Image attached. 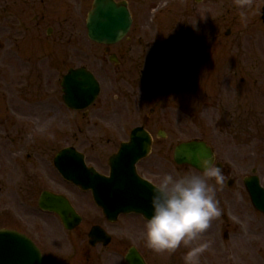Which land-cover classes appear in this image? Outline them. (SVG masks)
Returning a JSON list of instances; mask_svg holds the SVG:
<instances>
[{"label": "rangeland", "instance_id": "rangeland-1", "mask_svg": "<svg viewBox=\"0 0 264 264\" xmlns=\"http://www.w3.org/2000/svg\"><path fill=\"white\" fill-rule=\"evenodd\" d=\"M42 1L0 0V209L13 210L12 225L42 242L56 240L63 228L36 207L41 191L62 192L81 211L89 208L84 204L89 193L60 177L53 156L67 145L109 154L108 136L120 137L123 128L142 122V116L134 113L151 108L156 109L160 128L171 135L154 151L155 155L160 152L161 176L173 167L172 152L161 151L163 145L206 140L219 159L224 157V163L232 166L236 178L232 187L226 180L217 188L216 198L223 197L226 203L220 200L219 208H230L233 216L238 211L252 214L243 177L257 168L264 186V0H128L134 16L131 33L143 34L146 50L144 72L139 68L125 74L114 71L105 47L88 37L86 18L93 0ZM41 9L48 16L44 23L34 16ZM57 18L63 24L55 23ZM82 65L93 70L102 85L87 115L66 107L61 90L63 73ZM131 80L153 83L135 89ZM103 105L113 115L109 117ZM150 123L151 127L156 124ZM174 171V175L201 173L179 165ZM221 215L195 243L208 242V252L213 243L223 247V259L210 256L207 264L217 259L234 263V255L243 264L255 251L248 248L244 228L232 227L225 239L221 225L216 224ZM135 223L139 227H128V232L114 229L112 264L120 260L119 253L126 264L122 259L126 247L117 246L125 235L126 243L141 246L150 264H184L187 247L156 252L144 239L145 223ZM262 230V248L256 249L264 256ZM233 243L240 245L238 255L228 248ZM200 264H205L202 256Z\"/></svg>", "mask_w": 264, "mask_h": 264}, {"label": "flooded vegetation", "instance_id": "flooded-vegetation-1", "mask_svg": "<svg viewBox=\"0 0 264 264\" xmlns=\"http://www.w3.org/2000/svg\"><path fill=\"white\" fill-rule=\"evenodd\" d=\"M42 2H45V1L43 0ZM41 5H43V3ZM44 7L45 6H42V8ZM4 11L8 12L7 8H4ZM43 12L44 10L41 9L40 13H36L34 15L35 20L39 23H44L46 20H48L47 14ZM9 13H11V11ZM24 13L27 14L26 10L24 11ZM57 19L58 20H55V23L63 24L62 19L61 20H59V18ZM132 29H133V25L128 35L122 41L116 44H113L111 46H105L104 51L105 52L108 51L106 55L108 57L109 65H111V67L117 73L120 72V73L125 74L128 72H134L135 70L139 68L141 69L144 66L143 59H144V51L146 50V47L144 48V44L142 43L143 34L139 32L131 33ZM157 39L158 38H156V40ZM112 47L113 49H115V51H112ZM128 53H134V54L131 55L130 58H126L125 55ZM112 57H114V59H112ZM143 72L144 70L141 69V73ZM139 78L141 79V77ZM131 81H132L131 88H135V89L142 88L144 84L149 85L148 83H153V81L151 80H147V81L146 80H142V81L131 80ZM102 108L103 110H105L104 105L102 106ZM106 110H109L107 112V115L109 117L113 115L114 112L112 111V109H109V107L106 106ZM127 110H129L128 107H127ZM134 115H136L137 117L138 116L140 117L141 115L142 122L130 128L129 126H126L125 128H123L124 130L120 132L122 134H120V137L118 138H116L114 135H110L106 139L107 144H110L112 148L109 154L105 152L101 153L98 151L97 153L93 151L89 153L88 150L86 149L82 150L78 148L81 152L84 153L86 162L89 166L94 167L102 175L111 176V173H112V164H110L111 158L117 152H119L123 144L128 145L132 142V134H133L132 131H134V129L138 127H142L143 131L144 130L148 131L151 137L149 140L150 146H151L149 154L146 157H143L142 159H140V161L138 160L137 162H135L136 165H135L134 172H131L129 170V171H125L124 173L125 178L127 180L131 179L132 184L130 183L131 185L126 188L127 191L130 192L128 194H131V195H134V193L139 191V189L141 188L139 186L140 185L139 181L141 180L147 181V183H150L152 187H154V185L157 183V181L161 177L160 168L162 166V162L159 160L160 152H158L159 154L155 155L154 151L156 149V146L157 145L159 146V144H161L163 140H167L169 137H171L169 130L160 128L159 122H157L159 119V116H157V112L155 108H151L150 110H148V112H144V113L137 112V114L134 113ZM150 121H154L155 123L156 122L157 123L153 124V127H151ZM233 136L235 135L233 134ZM74 146L77 148L76 145ZM176 146H177V143L175 141H172L168 145H163L161 149V151L163 152H172L173 162L172 161L171 162H172L173 167L172 169L169 170L172 173L175 172L174 170H176V165H177L176 162L174 161V153H175L174 150H176ZM95 148L96 147L94 146V149ZM151 157L153 158V160L149 161ZM215 159H216L215 163L218 166H220L223 171L225 181L227 180L226 182L227 186H229V188L232 187L236 181V178H234L233 176L234 171H233L232 166L230 165L227 166L224 163L226 161L224 157L219 159V157L216 156ZM185 166H187V168H190L191 170H196L194 167L190 165H185ZM71 186L85 193H89V195L87 196L89 200H86L84 203V204H88L89 208L83 209L82 211L70 199L72 204L74 205L73 207L76 208L77 212L82 218L80 224L74 228H71V229L65 228L60 216L56 214L55 212L40 209L39 207L40 198H38L37 200L36 207L39 208V210L42 213L53 216L52 218L54 219L55 223L56 224L60 223L61 228H63L62 229L63 233L61 235L57 234L55 238L56 240L51 239L49 243L48 241L42 242L37 237H35L33 234H31L30 231L21 230V229L19 230L15 225H12V221H13L12 218L13 217L16 218V215L12 209H9V210L0 209V230H9V231L19 230L27 234L30 238H32V240L35 241V243L42 250V254L44 256V259H43L44 264H112L113 258H112V251L110 250V245L113 244L115 241V236H113L114 229L115 230L121 229L125 232H128V227L132 228L133 230L135 229L133 227H136V226L139 227V224L135 223L136 221H138V223H142L143 225V223L146 224L147 219L143 216V214L131 212V213H122V214L120 213L116 217V219L113 221L111 218V215L112 213H114V211H110V212L108 211L107 213V210L98 206L95 200V196H93L94 193L92 190H82L80 186L78 187L74 184H72ZM221 186L222 185H219L217 186V188H220ZM44 190H50V189L47 188ZM44 190L41 191L39 197H41V194ZM52 191H54L57 194H64L57 190H52ZM30 197L31 195H29V198ZM224 199L223 197L222 198L217 197V200L219 202L221 200L222 205L225 206L226 203L224 202L225 201ZM229 200L230 198L227 200V202H229ZM228 206H230V203H228ZM222 210L224 211L221 215V219L219 218V220H216L217 222L216 221L215 222L216 224L218 223L219 225H221L222 230L224 231L223 236L225 237V239L226 237L227 238L230 237L229 229H231L232 227H235V229L244 228L242 235L245 234L246 236L245 237L247 239L246 243H249L250 245V247L248 248L249 249L251 248L255 251L254 254L256 255L251 256L248 259H245L244 260L245 262H243V264H264V256H263L262 250H260V253H258V250L256 249L257 247L262 248L263 241L260 239L261 237H259V235L263 233L262 229H264V212L254 208L251 211L253 212L252 214L244 212L242 215L239 213L240 211H238V213H235V215L233 216L232 214L229 213V211L231 210L230 208H223L221 209V211ZM11 213H13L14 215L13 214L11 215ZM127 240H128V236L125 235L123 237V240L119 241L117 245L120 247V249L122 248V246L126 247L125 254L124 256H122V259L125 260V263L128 264V262L126 261L125 255H127L130 249L135 246L139 250V252L143 255L147 264H150L148 259L146 258L142 250L140 249L141 246L128 244L126 243ZM217 243L218 242H216V244L213 243L214 245L212 246L211 252H208L209 248H207V250L201 254L202 258L204 259L205 264L208 263L207 260L210 256L211 257L218 256L220 257V259L222 258L220 253L223 252L222 251L223 247L220 246L219 248ZM222 243H228V242H222ZM228 248L230 249L233 248V255L235 253L236 255H238L239 253L238 249L240 248V245L238 243H233V247L230 246ZM118 257L121 260L120 253L118 254ZM220 259L219 260L217 259V261H215L217 263H213V262L211 263L212 264H224ZM120 260L118 261L117 264H123ZM234 260H233L234 263H229V264L242 263L238 256L237 258H235V255H234Z\"/></svg>", "mask_w": 264, "mask_h": 264}, {"label": "water", "instance_id": "water-1", "mask_svg": "<svg viewBox=\"0 0 264 264\" xmlns=\"http://www.w3.org/2000/svg\"><path fill=\"white\" fill-rule=\"evenodd\" d=\"M262 13L264 20V8ZM131 25L132 14L126 0L93 1L87 16V32L92 42L116 43L125 37ZM62 86L65 105L75 110L89 107L96 101L101 89L95 74L85 67L71 68L64 76ZM133 132L132 142L124 146L116 159H113V173L110 178L97 175L94 169L86 166L83 156L77 155V153L75 154L77 162L74 165L75 156L67 153L74 152L71 148H66L57 155L56 167L63 175L62 177L67 180L84 189L93 187L97 203L107 212L114 211V215L123 211L136 210L150 218L153 188L148 187L146 183L144 185L139 182L141 188L134 195L128 194L130 192L126 189L132 183L131 179L125 178V171L134 172L135 162L150 151L149 134L141 127ZM211 148L201 140L182 142L176 148L175 161L178 164H190L200 169V159L215 158ZM245 185L255 208L264 211V186H262L260 178L257 175L246 177ZM40 206L59 213L67 227L75 226L81 219L65 197L51 192L43 193ZM4 241L8 242L6 247L3 244ZM127 256L130 264H146L142 256L135 250H132ZM42 259L38 247L24 234L10 233L9 231L0 232V264H43Z\"/></svg>", "mask_w": 264, "mask_h": 264}, {"label": "clouds", "instance_id": "clouds-1", "mask_svg": "<svg viewBox=\"0 0 264 264\" xmlns=\"http://www.w3.org/2000/svg\"><path fill=\"white\" fill-rule=\"evenodd\" d=\"M199 164L201 173L166 172L159 178L152 190V215L144 226L146 244L156 252L187 247L184 264H200L209 244L195 242L221 215L216 191L225 182L223 171L214 158H202Z\"/></svg>", "mask_w": 264, "mask_h": 264}]
</instances>
